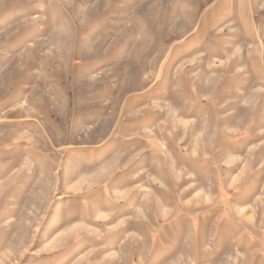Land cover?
<instances>
[{
  "label": "rangeland",
  "instance_id": "obj_1",
  "mask_svg": "<svg viewBox=\"0 0 264 264\" xmlns=\"http://www.w3.org/2000/svg\"><path fill=\"white\" fill-rule=\"evenodd\" d=\"M0 264H264V0H0Z\"/></svg>",
  "mask_w": 264,
  "mask_h": 264
}]
</instances>
